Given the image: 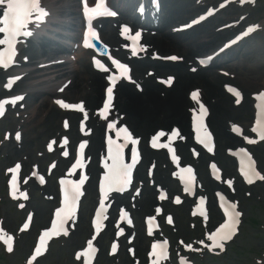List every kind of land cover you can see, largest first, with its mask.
<instances>
[{
	"label": "rangeland",
	"instance_id": "obj_1",
	"mask_svg": "<svg viewBox=\"0 0 264 264\" xmlns=\"http://www.w3.org/2000/svg\"><path fill=\"white\" fill-rule=\"evenodd\" d=\"M262 16L264 17V9L262 10ZM246 49H253V53L248 54V58L237 65L236 70L240 73L235 71L231 72V76L234 78L233 80H228L231 81L229 83L236 85L237 87H239L240 91H243L245 96L242 106H246L248 102L251 103L250 94L252 92L257 91L260 88H264V29L255 38H252L247 44H245L242 49L236 53V55L241 56L240 58H242L243 51ZM220 90V100H222V102L220 101V103L230 107L225 111L232 109V111H229V113H227L226 115L221 114L224 117L223 120L226 128L229 125L230 121L238 122L240 124H243L244 127H247L251 118V110L247 109V111L244 110L243 112L237 111L241 105L237 106V108L234 110L232 106L234 97L228 96L226 94L225 86H222V83L220 84ZM45 112L41 114L42 117L47 116V113ZM43 121L44 120L41 121L35 119H26L23 122V124L25 123V130H23L24 133L22 141L20 143V148L28 152V154H24L22 151H18L19 147L14 143L12 137L13 131L15 130V126H17L18 121H16V119L12 116H7V118L0 122V134L3 131H9L7 138L1 139L0 136V227L2 224L5 227H9V229L1 230L0 236L2 234L13 233L18 226L19 220L22 217V213L15 211L13 205L7 202L8 197L7 195H4V178L2 172L6 166H8L18 158V154L24 156L27 163L30 164V161L32 159L30 156L34 157L36 154H38V152L42 150L45 141V136H43V132H41ZM50 123L55 125L54 130L56 132L57 127L60 125V118L52 119L51 117ZM218 144L219 152L217 153L216 158L221 162V164H223L224 168L227 165L225 169L227 170V173L225 172V174L227 176H230V174H228V165L230 164V162L232 163V161L230 159H227L223 154V149L227 144H225V142H223L222 140L220 141L219 138ZM254 152L264 176V143L256 146L254 148ZM17 160L21 159L18 158ZM40 162L41 164H44L45 160H40ZM142 169H144V167ZM203 171L204 178L206 177L205 168H203ZM233 172L234 166L232 167V175ZM50 182L53 183V178H51ZM204 188L207 194L210 196V189H208L206 185L204 186ZM37 191V189H34L32 191L28 206L36 205L42 208L43 211L48 210V213L45 215V219L47 220L52 203L44 202L40 197V192ZM229 192L233 199L236 200L237 203L241 206V210L244 213L241 231L239 232L235 240L229 245L227 252L224 253L223 256L217 258L205 257L204 259L198 261L200 264H241L242 262L246 261L251 262L250 258H257L264 250V180L251 187H241L240 185H237V190H235L234 192ZM187 209V206H182L175 207L172 210L176 219V225L174 226L176 231L172 232L171 235L172 240L176 239L177 236L182 237L176 241H180L183 245L189 247V249H194L197 246L198 239L203 236V229L200 230L198 227H195L196 220L188 216ZM40 213L41 212L39 211V214ZM83 218H85L84 211L81 212V220H83ZM85 227L88 230L87 222L85 224ZM36 229L37 228L35 227V230ZM31 233L23 235L21 239L19 238L18 241H15V244L13 241L11 243V252L6 250L5 247L7 246V243H3L0 238V264H16L15 262L23 264L24 256L26 257L27 255L31 254L30 244L33 239V237H30ZM108 235V232L105 233L101 241L106 242ZM84 236L85 235H83V238ZM24 238H29V241L24 243L22 241V239ZM72 238L73 237L69 238L66 242L55 241L51 245L50 250L47 252L48 254L45 257L33 262V264H75L71 260L72 251L75 246L74 244L71 245ZM82 239L77 244H80L82 242ZM144 250L145 243L142 242V253H144ZM129 263L130 261L127 262V264Z\"/></svg>",
	"mask_w": 264,
	"mask_h": 264
},
{
	"label": "snow or ice",
	"instance_id": "obj_2",
	"mask_svg": "<svg viewBox=\"0 0 264 264\" xmlns=\"http://www.w3.org/2000/svg\"><path fill=\"white\" fill-rule=\"evenodd\" d=\"M0 6H3L2 9V16H0V33L5 34L4 39H0V45L6 46V51L0 50V66L8 67L9 62L12 60V57L14 55V39L18 35H25L30 36L32 35L31 32L27 31V26L32 21L33 17L35 18V22L39 24L42 21V18L47 15V13L42 8L39 0H0ZM104 8L103 0H97L95 3V7H89L87 3L83 6V13L85 16H93L96 14H99L101 10ZM212 14V10H209L208 15ZM108 15H115V13L109 12ZM206 19L205 16H200L199 19H194L191 24L199 23L200 21ZM191 26V25H188ZM124 32H128L129 29L125 27L123 29ZM249 32L252 31L251 28L248 30ZM247 34V33H245ZM136 36L139 37L140 33L137 32ZM85 46L88 44L87 38L84 40ZM170 59H177V57H171ZM97 63H99L97 61ZM114 63H116L114 61ZM117 67L121 69L122 74H127L128 68L123 64H117ZM110 80H115V77H109ZM168 83H171V78H169ZM7 87H11V81L9 82ZM137 87H139L137 85ZM62 90V89H61ZM231 91V89H230ZM113 88L108 87L107 88V101L104 103L103 111L100 112V115L103 116L104 112L109 110V105L113 98ZM237 96V103H239V93H236ZM23 97L17 95L14 96L11 103L15 104L18 101H21ZM259 99L264 101V92L259 94ZM192 100H197V93H192ZM58 104L61 105L63 108H78L79 105L75 104H68L64 103L62 100L56 101ZM8 103L7 101H0V115L3 114L4 110V104ZM258 107H260L258 105ZM82 110V109H81ZM204 108L201 105L200 106V112L201 116L194 118V125L196 127L197 133H199L203 127L202 124V116L204 114ZM115 125L109 124L108 127L112 128ZM255 131V129H254ZM123 134L124 141L127 143L128 141H131V144L135 145L136 140L132 139L131 133L129 132L128 128L126 127H120L117 129L116 135L120 136ZM19 133H17V139H19ZM164 133L160 132L157 133L155 137H153V147L158 146L156 144V141L163 136ZM173 135H175V132H173ZM260 135L262 138H264V124L260 127ZM206 140H210V137H208V134L205 133ZM197 139H200L198 136ZM205 142V141H201ZM160 147H168L167 145H159ZM207 146V143H206ZM125 147V144H117L115 141H113L111 138L108 139V153L109 157L112 161L111 165L105 164V168L107 169L103 180L100 184V192L102 196L107 195V192L111 190L115 186H119L120 188H123L128 185L131 179V164H125L123 160V148ZM49 148H51V145H49ZM80 148H84V144L82 143L80 145ZM209 151H211V148H209ZM243 151V150H241ZM135 152L136 149L132 148V154H133V160H135ZM67 155V153H65ZM175 159V157H173ZM20 165L17 164L15 169H10L11 172H16L19 170ZM73 167H82V162L80 160L76 161V164L73 165ZM215 166H213L214 168ZM182 172L189 173L188 181L186 182L188 185H190L191 182V172L192 169H182ZM247 175V174H246ZM219 179V177H217ZM181 179H184L183 176H181ZM260 179L264 180V176H261ZM83 183V178H81L80 183L76 182H69V181H61V184L67 185L64 192V200H63V206L61 208H58L56 210V220L52 223L51 231H45L43 235L40 237L39 245L35 248V252L31 259L28 260L27 264H33V261L36 259L37 256L41 254V250L44 248L45 240L50 235H56L58 232L63 231L65 235H67V231L64 229V224L67 222V220L71 219L75 210V204L76 200L80 195V184ZM251 183V181H249ZM11 184L13 188L16 187V178L13 177ZM229 184L231 182L229 181ZM186 191L190 190V186H186ZM223 199V197H221ZM177 203H179V198L176 200ZM201 204L204 203L203 199L200 201ZM101 204L103 205V200H101ZM23 207V205H21ZM236 205H230V208L233 209V211L226 213L229 216V219L225 221L224 223L220 224L218 228L214 232H211L207 239L211 241V245L209 247H219L223 248V241L229 240L232 238V236L235 234V225L239 222L238 218L241 215L240 212L235 211ZM159 212V209H157ZM103 213V207L100 209V213H98V217L102 215ZM169 223H171V218H169ZM98 226V224H97ZM24 228H28V224L26 223L24 225ZM11 237H7L5 240V243L8 244V251H12L11 246ZM203 243V241H201ZM163 248V245H153V254H155V249L157 247ZM92 245L91 242H89V249L88 252L84 253V255H89L92 251ZM113 250H115V245L113 246ZM78 258H79V254ZM161 256L164 255L163 252L160 253ZM153 264H156L154 261ZM181 264H184L183 261H181Z\"/></svg>",
	"mask_w": 264,
	"mask_h": 264
},
{
	"label": "bare ground",
	"instance_id": "obj_3",
	"mask_svg": "<svg viewBox=\"0 0 264 264\" xmlns=\"http://www.w3.org/2000/svg\"><path fill=\"white\" fill-rule=\"evenodd\" d=\"M170 4L172 5L173 3H175L178 6V10H181L182 8L185 9L186 6L189 5L190 0H174V2H172L171 0ZM68 9H71L70 6H68ZM208 33V34H207ZM212 36L207 42L209 44L213 43L215 41L214 38H218L219 35L218 34H214L212 32H206V36ZM206 41H202L203 44H207ZM40 48H43V51H45L46 49H44V44L41 45ZM42 51V52H43ZM23 70H17L16 73H19ZM29 76H33L32 73L29 74ZM28 76V77H29ZM220 76L217 77V79H210V80H203L200 82L201 86H202V98L205 102H207L208 106L211 109V113H210V123L211 125L216 129L219 137L224 138L226 141L230 140L231 142H235L234 137H232L231 133L228 134L227 130H225V126L223 123V115H226L227 113H229L230 110L225 111L228 107L226 105H223L220 103V101L222 102L221 99V90H220V80H222V78H219ZM2 77H0L1 79ZM38 83V84H36ZM49 88L48 90H45L46 95V107L49 109L48 110V115L52 116H58L60 115V117H72L71 120H73V118H77L78 115H81V113L75 112L73 110L68 111L66 110V108L61 107L60 104H58L57 100H51V96L53 95L52 91L58 92L57 88H52L50 89V85H53V81L52 79L49 77V75L47 74H43V75H38L37 77H35V79L33 77H31L29 80H26V83L24 85H21V89L24 91H27L28 94L33 93L36 88H40V87H44L46 86ZM51 92V94H50ZM8 92L5 89H2L1 94H7ZM49 93V95H48ZM64 94V93H63ZM99 94H97V92H92V94H88L87 95V103L90 106V108L94 107L97 96ZM122 96V100L120 101L123 105L124 108L126 109V112L124 110V108H122V113L128 118V121H130L133 126L136 128L137 130V134L139 136H145L147 137V135L149 134L150 130L159 127L161 125L164 126H170L171 124H178L181 129L183 130V132L187 135V124H188V120H187V112L184 111V100L180 98V96L176 97L175 100L170 99L168 100L166 103H162L159 98L153 96L150 100H148V102H140L139 99H137V97H135L133 94L130 96L131 99H126L124 98L125 95H121ZM182 100V102L180 101ZM65 103V101H63ZM42 107V105H41ZM248 107V106H246ZM40 108V106L38 105H34V111H38V109ZM88 108V106H87ZM86 108V109H87ZM159 110V111H158ZM241 110V109H240ZM245 110V107L242 108V111ZM85 111V110H84ZM83 111V112H84ZM157 111V112H156ZM225 111V112H223ZM247 111V110H245ZM82 112V113H83ZM40 113H36L35 116H38ZM223 114V115H221ZM33 116V117H35ZM124 116V117H125ZM125 119V118H124ZM40 120H44L43 121V126H44V131L43 133L47 134V133H51L52 132V123H50V120L45 118H42ZM54 133V132H53ZM52 133V134H53ZM77 136V133L74 132L73 130H71L68 133L67 137V143L68 146H70L72 144V141L74 139V137ZM91 146H90V154L92 156V159L95 161L97 160L100 156L99 153V145H100V141H101V137H100V131H97L94 133V136L91 137ZM187 144L189 139L186 138L184 140ZM158 160L161 162L160 164H158L157 167V178L161 181V178L164 177H168V176H172V171H170L167 166H165L163 164V160L161 157H157ZM187 160H189L188 158H186ZM33 162V161H32ZM162 171V172H161ZM145 178H143L144 180ZM162 183L165 184V181L162 180ZM207 183L209 184V182L207 181ZM91 188V187H90ZM88 187V189H90ZM213 188V187H212ZM47 193L50 197L54 196V190L52 187H49L47 189ZM159 202V200L157 198H150L148 197L147 200L141 201L136 203L133 208L136 211H144L147 208H150L151 204L157 203ZM124 205H122L123 207ZM40 211H42L39 214V217L37 219L36 223H43V219H44V215L45 213H43V209L40 208ZM85 230V227L83 228H78L77 233H81L82 231ZM77 233L74 235V239H77ZM75 242V241H74ZM94 246L99 247L101 249L102 247V242L100 241V243H97V240L93 243ZM132 246V245H130ZM134 247V248H133ZM133 247L131 249L126 250L124 257L121 258L117 263H110L107 262L109 261L106 256L104 255L103 251L100 252V260L102 261V264H126L127 260H133L136 261L137 259L140 261L142 258V255L140 254V246L136 243H133ZM100 264V263H98Z\"/></svg>",
	"mask_w": 264,
	"mask_h": 264
}]
</instances>
